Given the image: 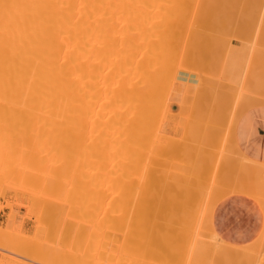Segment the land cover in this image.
Listing matches in <instances>:
<instances>
[{"label": "bare ground", "instance_id": "obj_1", "mask_svg": "<svg viewBox=\"0 0 264 264\" xmlns=\"http://www.w3.org/2000/svg\"><path fill=\"white\" fill-rule=\"evenodd\" d=\"M189 1L190 2L191 1L196 2V0H0V154H3L2 155L3 157L2 156L0 157V163H1V158H3L2 162H4V160H6L4 158V156L7 154H11V155L13 154L14 155V156H12L13 158L10 157L12 160L13 159L16 160L18 158L17 156H19V155L25 156V154H26L25 158H29V156L33 157V158L30 157V160H28V161L30 163L32 162V164H35V165L31 164L32 166H35V167H29V168H32V169L33 168L34 169L40 168L39 172L41 173L42 167H38V168H36V167H37V165L39 166V164H41V166H42L43 163L40 162L39 164H37L35 162V161H37L36 154L37 155L38 154L39 155L40 154H44V155L47 154L46 156H44V155L43 156L49 157L50 161H54L55 159H58L59 161L55 160L54 163L52 162L51 165L49 164L50 166L47 169H45L46 168L44 166L45 163L43 164V167H45V168H42V173L43 172L45 173L44 178H42L43 177L42 175L44 173L39 175V173H36V172H34L36 174H33V173L30 174V178L31 177L32 178L31 179L29 178L30 180L33 179V182L40 181V183H42L41 178H42V180L44 179L43 181H45L47 184V186H45V187H47V188H45V190H48L47 193L50 194V197H53L52 194H56L55 192H57V194H59V193L61 194V192H63L62 191L63 188L66 189L64 187L65 182L63 181L62 178H65V176H69L72 174L69 171L70 166H71V169H74V168H72L73 162L71 164V162L69 163L68 161H66V158L70 157L69 156L70 154H73V155L74 154H94V155H91L93 157L91 159H93V160H95V158L98 157L97 154H99L98 161L95 160V161H97V163L92 160V164L94 166L93 170L95 168L94 171H96V173H94V174H96V175L93 174V178L90 177L92 179V182H94V180H95L94 178L97 177L96 181L94 182L96 184L94 186V188H96V190L94 189L95 193L92 191L93 192L92 194L94 195L93 200H92L93 202L91 205L92 210L89 209L92 211L91 213L89 212L91 214V217H90L91 223L88 222V223H90L89 225H91L90 226L91 229H90V227L88 228L89 225L87 226V228L89 229L88 231L84 229L85 227H83L84 231H87L88 234L90 231L89 238L87 240L86 239L85 240L87 242L89 240V243H91V244L88 243L89 244V246H88L89 251H91L89 249V247L92 245L91 246L92 251H91V255H90L91 257L89 256V259H87L88 261H84L85 259H83V261H82L81 260L82 258L81 259L79 258L80 261L79 260L76 261L77 258L73 259L72 257L70 258V255L68 256V254L70 253V251L68 249H70L69 246L71 245V244L70 245H68V244L70 243V241H72V240L74 241V238L76 236L73 237V235L71 233L72 232L71 230H73L71 228H73V227H71L70 225H71L73 220H71L70 216L67 215V216H69V219H67V221L68 220L69 221H68V223L66 221V227H68L67 224H70L69 225L70 229L65 228V232H64L62 240H61V242L65 244L66 248L63 250L64 252L61 253L62 256L60 257L61 258V260L59 261L60 264H130V263L138 264L137 260H140L142 262L141 263L139 261L141 264H143V262H145L146 264H148V263L152 264L148 260H152V261L154 260V262H158L156 260H159V262H161V263L164 262L162 260H165L168 264H184V263L187 264V262H188V264H262V263H264V258H262L264 256L261 257V256L257 255V251L259 249V246L260 247L264 246V231L262 232V234L260 236V240H259L260 242L258 243V246H256V247H254V245L253 246L251 245L252 246L251 248H245L243 246H240V247L239 246H233V245H230V244L222 241L221 238H219V236L215 234V231H213L214 230L213 225L211 224L212 221H210L209 223L207 222L210 218L209 217L210 214H208L209 218H208V220H206L207 219L206 218L207 212H204L206 214V215L204 214L205 216L203 214L201 215V213H200V215L203 217V224L204 225L202 224V222L199 226L196 224L195 227L197 228V226H198L199 230L197 228V231H199V232H197L196 234L194 233L193 236L191 235L194 231L196 232V230H195L196 228H195L194 231L191 233V230H193L191 228H194L192 226H194V224L196 223V222L194 223V221H196L198 218V217L197 218L192 217V215L194 216V215L198 214V212L197 213L195 212L196 209L192 210V207L194 208L196 205H198L197 199H200V198H198L199 197V194H198L199 191H201L200 193H203V191H202V189H203L202 185L203 184H201L202 183L201 179H204V178H200V177L201 176L207 177L208 175H209L208 178L210 177V172H207L206 170H205V173L207 172L206 175H204L205 173L202 174L201 171H203L205 168L204 167H203L204 169L201 168V171H200L199 166H201V165L197 166L196 167L197 169L195 168L193 171H191V172H194V171L199 169L198 173L191 174L189 172L190 175L186 174L188 177L187 179L184 178L187 181L186 183L184 182L185 180L183 181V178L177 179V180L175 178L176 182L174 181L175 184H174V186L172 185L175 188H173V189L170 188V190H167V192H166L167 198L164 196L167 200L162 197L163 201H165V202L162 201L161 204L158 202L153 203L151 201L150 202L153 204L144 203L145 201H143V203H141L142 202L141 198H140L141 199V201H140L138 198L135 199L131 196L134 193L137 194L136 189H135L134 193H129V192H132V190H133L132 187L137 184V182L134 183V181H135L134 177L139 175L136 173V171L138 170L137 172L141 173V171L143 170V169L141 170V166L143 164L141 166L140 165L138 166V163H137V161L140 162L138 160L137 156L141 153V149H140L142 146L141 141L144 140V139L141 140L142 138L139 139V137H140L139 136V125H142L141 121L145 117L143 115L142 119H141V114H143L142 113L143 108H145L143 106L145 105L144 104L145 101L147 102L146 99L148 98V97L146 99L144 98V93L147 90L144 89L145 84L142 81L144 79L141 78V74L143 73L142 72L143 71L142 70L143 60H144L143 58H145V56H148V55L150 56L152 52H153L152 54L156 53L155 51L157 50V47L159 45L165 44V42L169 41V39L167 37H169L170 34L172 37V39L170 38L171 44H172V41L174 39V35L177 32L176 29L180 26V23H179V22H181L180 17L182 18V16L180 14L184 13V15L183 14L182 15L185 16V12L188 11V8H189L188 7V4H190ZM230 1L231 0H229V2H228L229 4H226L227 6L230 5V3H231ZM236 1H238V0H236ZM241 1L239 0V4H238V2H236L238 4L237 10H235L236 8L232 9V7H234V6L230 5L231 6L230 9H231V11H233V13H234V10H235V12H238V9L240 10L241 5L244 4V3L240 4ZM254 1H255L254 3H256V1H257V3L260 1L258 4L260 5L259 7L262 9L263 5L261 6V4L263 3V1L262 2H261V0H259V1L254 0ZM221 2H225V1L219 0L217 2V4H215V5L212 4L213 5L212 7L215 8V6H216V8H217V6H218V9H219V7H220L219 5L222 6ZM243 2H244V0H243ZM257 3H256V5H257ZM226 5H224L223 7L225 8ZM239 5H240V7H239ZM214 8H211L212 12H213V10H215ZM243 8H245V5L242 7V9ZM227 9H228V7H227ZM230 9H229V11H230ZM242 9L240 10V12H242ZM220 10H223V8L221 9V7H220ZM192 11H194V10H192ZM204 11H205V9H204ZM243 11H246V10L243 9ZM212 12H211V14H212ZM203 13H202V15H204ZM227 14H230V13L227 12ZM246 14H243L244 17L247 16ZM189 15H191V14H189ZM199 17H197V18H199ZM209 17H210V15H209ZM236 17L238 18V16H236ZM239 17L241 18V15ZM249 17L252 19L248 18V16L246 17L248 27L250 28V26H249L250 23H248V22H250V20H251V22H252L251 26L254 28L253 23L255 22V20L253 18H256V17H254V14H253V16H249ZM215 18L216 17H214L213 19H215ZM218 18H219V16L217 17V19ZM210 19H211V17H210ZM241 19H245V18H241ZM186 20L184 21V23H186ZM205 20H206V18H205ZM252 20H254V21H252ZM209 21L211 22V20H209ZM217 21L219 22V20H217ZM238 21H239V18H238ZM235 22H236V20H235ZM235 22H233V23H235ZM240 22H242V21H240ZM197 23L199 24V22H197ZM205 23H204L205 27L208 28L209 24L207 23L208 24L207 25ZM212 23L214 24L215 22H212ZM188 24H189V22H188ZM188 24H185V25H188ZM213 24L209 25V26H211L212 31H213V28L217 26V25L213 26ZM216 24H217V22H216ZM222 24H225V23L223 22ZM238 24L239 23H237V25ZM244 24H246V20L244 21ZM183 25H181V26H183ZM199 25H202V27H204L203 24H199ZM226 25L229 26V24H227V22H226ZM235 25H236V23H235ZM255 26H256V24H255ZM262 28H263V26H262ZM173 29H174V32L172 31ZM225 29H224V32H225ZM252 29H250V30H252ZM261 30H264V28ZM203 32L201 33L202 35H203ZM209 32H211V31H209ZM240 32H241V30H240ZM263 32L264 31H262V33ZM182 33H180V34L177 33L179 35V38H180V35ZM219 33L222 34L221 30ZM205 34L208 35L207 33H205ZM205 34H204V36H206ZM209 34L211 35L212 33H209ZM225 34H226V32H225ZM216 35L218 36L219 34H216ZM220 36L221 35H219V37ZM249 36L251 37V35H249ZM191 37L193 38V36H191ZM208 38H209V36H208ZM208 38H206V39H208ZM176 39H177V37L175 38V41H176ZM206 39H204V41H205L204 44H206ZM211 39H213V42H214V40H216L214 38H211ZM225 40H220V41L225 42ZM207 42H208V40H207ZM222 42H221V44H222ZM168 43L170 44V41L167 42V45H168ZM177 44H178V42H177ZM193 44H194V42H193ZM208 44H209V42H208ZM218 44L220 45V42H218ZM225 44H226V42H225ZM262 44H263V42H262ZM170 45L168 46V50L172 53V51L176 49L175 48L176 45L172 44V46L174 47V49L171 48L172 51L170 50ZM188 45L189 44H187V46ZM258 45L259 44H257V46ZM164 46H166V45H164ZM225 46H227V44L224 45V47ZM259 46L262 47V45H259ZM178 47H179V45H178ZM254 47H255V45H254ZM158 48H160V47H158ZM164 48L167 49L166 47H164ZM215 48L220 49L221 47L219 46V47H215ZM165 49H163V50L166 53L169 52L168 50L166 51ZM158 50H160V49H158ZM221 51L222 52L220 53V55L222 56L224 50L221 49ZM173 52L174 53H172V54L174 55L176 52L175 51H173ZM205 52H203V53H205ZM209 52H207V54H209ZM157 53H158V51H157ZM171 53H167V55L171 54ZM199 53H202V52L199 51ZM212 53H214V52H212ZM185 54H187V52ZM256 54H258V53H256ZM156 55L154 56V58H156ZM159 55H157V57ZM149 56H148V60H150L153 55H151L150 58H149ZM216 56L217 55L215 52V58H216ZM224 56H225V54H224ZM167 57H166V60H167ZM185 57L187 58L188 56H185ZM208 57H209V55L207 56V58ZM258 57L260 58L259 55H258ZM159 58L156 60H153V61H155V62L157 60L159 61ZM212 58L213 57H211V59ZM161 59H162V57H161ZM197 59L199 60L200 57L197 56ZM217 59H220V58L217 57ZM217 59L215 60V62L212 60L213 61L212 66H215L214 63H216ZM256 59L257 58L255 57V60ZM261 59H262V61L264 60V58H262V57H261ZM198 60H197V63L199 62ZM208 60H210V59H208ZM222 60H224V58ZM257 60H258V63L259 62L262 64L264 63V62L260 61V59H257ZM257 60H256V62H254V60L252 59L253 65H251V67L252 66L256 67L254 65V63L257 64ZM161 61H159V63ZM189 61H190V58H189ZM226 61H225V63H226ZM168 62H170V61H168ZM151 63L152 62H150V64ZM159 63H158V66H159ZM166 63H167V61H166ZM170 63H172V62H170ZM175 63H177V62H175ZM188 63H191V61ZM220 63H217V64L220 65ZM161 64L163 66V63H161ZM193 64H194V62H193ZM207 65H208V63H207ZM258 65H260V64H257V66ZM162 66H159V67H162ZM171 67L172 66H170V68ZM174 67H175V65H174ZM201 67H204V66L201 65ZM103 68H105L107 71H105V69L103 70ZM150 68H151V65H150ZM192 68H195V67H192ZM205 68L207 70L209 69L208 67H204V69ZM215 68L217 69V67H215ZM215 68L213 69L214 71H215ZM163 69H165V68H163ZM206 69H205V71H206ZM259 69L263 70L264 68L262 69V67H260ZM157 70H158V68H157ZM201 70H203V69H201ZM148 71H150V70H148ZM218 71L219 70H216V72H218ZM151 72L152 71H150V73L148 72L149 76H146L147 74L145 73V77H150ZM157 74H158V72H157ZM161 74H162V72H161ZM253 74L250 78L253 77ZM152 75H154V77L156 76L155 74H152ZM162 75H160V76H162ZM163 76H165V75H163ZM203 76H202V78H203ZM255 76H257V75H255ZM260 77H262V76H260ZM163 78L165 79L166 77H163ZM167 78H170V77L167 76ZM247 78H249V77H247ZM152 79L155 80L154 78H152ZM159 79L157 78V81ZM149 80L152 84H156V85H157V83H159V85L161 84V81L155 83L156 82V80H155V81H153L154 82L153 83L151 81V79H149ZM204 80H203V82H205ZM245 80H246V78H245ZM252 80L253 79H251V81ZM163 81H166V80H163ZM167 81H169V79ZM146 82H148V79ZM216 82H218V81H216ZM216 82H214V83L216 84ZM221 82L222 81H220L219 87L221 86ZM252 82H251V84H252ZM163 83H165V82H163ZM249 83H248V85H249ZM142 84H144V85H142ZM201 84H203V83H201ZM164 85H162V86L164 87ZM207 85H205V86H207ZM211 85H213V84H211ZM254 85H255V83H254ZM254 85H253V87H254ZM229 86H231V85L229 84ZM229 86L227 85V86H225V88L226 87L228 88ZM244 86H246V85L244 84ZM219 87H216V88L218 89ZM249 87L251 89L253 88L251 86H249ZM256 87L259 88V86H256ZM210 88H212V86H210ZM192 89H193V87H192ZM229 89H231V88H229ZM251 89H249V90H251ZM253 89H252V91H254ZM156 90L153 89V93H155ZM201 90H203V89H201ZM210 90L212 91L213 89H210ZM214 90H216V89H214ZM224 90L228 91V89H224ZM206 91H204V92H206ZM218 91L219 92H217V90H216V92L218 93L217 94L218 99L217 100L215 99V101L213 100L214 102H216V101L224 102L225 100L228 99V98L224 97L227 93H225L224 96H220L222 94V90H218ZM149 92H151V91L148 90V93ZM212 92L214 94H216L215 91H212ZM207 93H209V91ZM213 93L211 94V96L214 99ZM150 95H151V93H150ZM203 95L205 97L206 94H203ZM227 95H229V94H227ZM233 95L231 94V96H233ZM235 95H234V97H235ZM219 96H220V98L224 97L223 99H225V100L223 101L222 98L220 100ZM236 96L238 97V95H236ZM190 97L191 96H189L188 99ZM209 97H210V94H209ZM209 97H208V99H209ZM201 98H203V96ZM205 98H207V97H205ZM243 98L244 97H242V99ZM188 99L186 97L187 102H189ZM151 100H152V98H151ZM186 100L184 98L183 103H187ZM228 100L226 102H228ZM239 100L241 101V99H239ZM158 101H159V99H158ZM194 101H195V98H194ZM201 101H202V99H201ZM204 101H205V99H204ZM250 101H251V99L249 98V102ZM261 101H258V102L261 103ZM214 102H212V104ZM226 102L222 103V105L224 104V107H222V105L221 106L219 105V106L221 108H224V110L226 109V111H227V106H225V105L226 104L228 105V103H226ZM239 102H237V103L239 104ZM244 102H245V100H244ZM147 103H149V101ZM217 103H219V102H217ZM255 103H256V99L254 100L253 104H255ZM201 104L203 105V103H201ZM230 104H231V101H230ZM204 105H205V103H204ZM215 105L216 104H214V106ZM234 105H236V104H234ZM247 105H249L248 102H247ZM250 105H252V104H250ZM157 106H158V103H157ZM159 106H161V105H159ZM194 106H196V104ZM216 106H218V105H216ZM146 107L149 108L148 106H146ZM185 107H187V105ZM245 107L246 106L244 105L242 107V109ZM249 107H252V106H249ZM166 108H167V106H166ZM201 108H203V107H201ZM239 108H241V107H239ZM152 109L153 108H151V110ZM103 110H105L104 116H103ZM149 110L150 109H148V111ZM151 110H150V112H151ZM188 110H189V108H188ZM198 110H200V109H198ZM152 112H153V110H152ZM168 112H170V110ZM240 112H243V111L240 110ZM146 113H149V112L146 111ZM150 114L151 113H149V115ZM217 114H218V112H217ZM208 115H210V114H208ZM150 116H152V115H150ZM205 116H207V115H205ZM222 116H224V113ZM147 117H146V119H147ZM152 118H153V116H152ZM160 118H161V115H160ZM213 118H214V116H213ZM227 119H228V117H227ZM147 120H146V122H147ZM148 121L150 122L151 120H148ZM207 121H208V119H207ZM155 122L157 124L158 121L155 119ZM151 123H153V122H150V124ZM205 124H207V123H205ZM154 126H156V125H154ZM154 126L153 127L149 126L148 128H151V130H153L152 128H155ZM226 126H227V123H226ZM211 127H213V126H211ZM211 127L208 126V128H211ZM208 128H207V130H208ZM224 128H222V129H224ZM199 129H200V127H199ZM211 130H213V129H211ZM231 130H232V128H231ZM147 131H150V130L148 129ZM197 131L199 132L198 129H197ZM232 131H230V132H232ZM215 132H216V130H215ZM212 133L208 132V134H212ZM149 134H152V132ZM24 135H25V137L27 136L26 139H24L25 138ZM162 135H164V134H162ZM158 136H160V134ZM164 136H166V135H164ZM203 136H204V138L206 137L204 135V132H203ZM219 136H222V134L221 135L219 134ZM229 136H230V134H229ZM21 138H23L24 140L22 139L23 141L20 144L17 143L18 139L21 141ZM213 138H215V137H213ZM26 140H27V144L25 142V145H26L25 146L23 142ZM224 140H225V138H224ZM155 141H153V142H155ZM22 143H23V146L26 147V150L25 149L23 150ZM196 143H197V141H196ZM202 143H205V139H204V142H202ZM145 144H148V143H145ZM175 144L176 143H173L174 146H175ZM210 144L212 145V143H210ZM17 145L18 146L21 145V148H18ZM170 145H172V144L170 143ZM199 145L205 146L204 144H201V142ZM159 148H158V150H159ZM174 148H176V147H174ZM215 148H218V147H215ZM225 148H226V146H225ZM143 149L146 151V149L144 147H143ZM200 149H201V147H200ZM149 150H150V148H149ZM202 150H200V151H202ZM207 150H204V151L207 152ZM216 150H219V149H216ZM150 151H149V153H150ZM204 151L202 152L203 154H202L201 158L198 155L194 156V157L197 156L198 160L200 162H202L203 160H204V162L205 161L207 162L212 157V156L209 157V154H210L209 152H208L209 153L208 155L207 154L205 155ZM222 151H223V149H222ZM142 152H144V151L142 150ZM165 152L167 153V151H165ZM195 153H196V150L194 151V154ZM17 154H19V155H17ZM15 155L17 158H15ZM174 155H176L175 151H174ZM203 155L207 156L208 158L205 157V159H203V157H204ZM213 155H214V153H213ZM94 156H96V157H94ZM165 157H166V155H165ZM197 157L195 159H197ZM236 158H238V157H236ZM236 158H234V159H236ZM9 159L7 158L6 164L9 161L11 164L12 160H9ZM188 159H190V158H188ZM200 159H202V161ZM229 159H230V161L234 160V159H232V157H229ZM15 160H14V162H15ZM135 160H137V161H135ZM228 160H227V162H228ZM238 160H240V159H238ZM22 161H25V160H22ZM28 161H26V162H28ZM155 161L158 162L157 159ZM235 161L236 160H234L232 162L235 163ZM246 161L247 160L244 158V160L241 159V162L236 161V162H238L236 164L240 165V163L242 164V162L247 163ZM26 162H25V165H28V164H26ZM162 162H164V161H162ZM204 162H202V163H204ZM152 163H153V161H152ZM172 163H173V161H172ZM187 163H190V161ZM19 164L20 165L22 164L24 167L23 162H19ZM139 164H141V163H139ZM193 164H191V165H193ZM229 164H231V163H228V165ZM253 164L257 165V163L256 164L253 163ZM12 165H16V164H12ZM12 165H11V167H12ZM96 165H98V170L96 169ZM180 165H181V163H180ZM243 165L244 164H242V166H240L241 167L240 169H245V168H242ZM247 165H250V164L247 163ZM28 166H30V165H28ZM250 166H252V165H250ZM257 166L259 167V164ZM8 167H10V165ZM178 167H177V169H178ZM230 167H228V168L230 169ZM245 167L247 168L246 171L240 170L239 173L241 174L244 172H246V173L248 172L247 173L248 176H252V175L253 176H252V178L251 177L248 178V176L245 175L246 174L245 173V174H243V176H245L247 178V179H245V177H243L241 174V178H240L241 180L239 179V181L241 183L238 184V182H237V184L239 185V189H240V187H242L240 191L244 192V190H246V187H247V191H249L250 189H251L250 190L251 192H255L256 190L261 191L262 194H260V192L254 193V194L256 196H258V194H259V197H256V199L260 200V202H263L261 200V199L264 200V193H263L264 192L263 191L264 186L261 188V185H264L263 175L261 174L262 169H260V168L258 169V167H255L256 168V170H255V168H253L254 166H252L251 168L254 169V170L251 169L252 173H254L253 171H256V172L251 175V172L247 171L248 169L250 170V167L249 168H248V166H245ZM10 168H9V170H10ZM12 168H14V166ZM19 169H21V168H19ZM19 169H18V171H20ZM229 169L227 171L231 172V169L230 170ZM12 170L10 172L14 171V170L13 171ZM139 170H140V172H139ZM237 170L239 171V168ZM34 171H36V170H34ZM94 171H92V172H94ZM215 171H216V169H215ZM241 171H244V172H241ZM21 172H18V174H20ZM66 172L70 173V174L67 175ZM199 172L201 173V175L199 174ZM212 172H214L213 168H212ZM249 172H250V175H249ZM263 172H264V168H263ZM153 173H151V174H153ZM217 173H220V175L222 174L221 170H218ZM239 173H238V175H239ZM13 174H15V173L13 172ZM75 174H76V172H75ZM163 174H165V173H163ZM9 175H11V174H9ZM156 175L159 176V174H157L155 172V174L151 176L150 180H154L156 178ZM161 175H162V173H161ZM173 175H175V174H173ZM2 176H1V178H3V179L0 178V180L4 181L6 178L4 179L5 176L4 177H2ZM11 176H13V175H11ZM21 176L23 177V174ZM91 176H92V174H91ZM175 176H177V174ZM191 176H193V178H191ZM143 177H140V178L142 179ZM149 177H150V175H149ZM233 177H235V176H233ZM238 177H240V176H238ZM217 178H219V177H217ZM225 178H226V176H225ZM243 178L245 180H243ZM250 178H251V180L249 181ZM254 178H255V181H254ZM15 179H17L16 182H18V180H20L17 178V176L15 177ZM36 179H38V180H36ZM66 179H68V178H66ZM72 179H73V177H72ZM146 179L147 178H145V180ZM172 179H173V177H172ZM222 179H221V181L223 182L224 179L223 180ZM69 180L71 181V179H69ZM150 180L149 181L147 180V181L150 183ZM211 180H213V179H211ZM246 180L248 181V183L246 182L248 184V186H247V184L246 185L244 184L245 182L243 183V181H246ZM87 181H89V179ZM217 181H220V180H217ZM252 181H253V183H252ZM141 182H143V181H141ZM141 182L139 183V181H138L140 186H139V184H137L135 186V187L139 186V188H138L139 191L142 187L141 185H143V183H145V182H143L141 184ZM151 182H153V181H151ZM254 182H255V184H254ZM24 183L25 182H23V184ZM90 183L91 182H89V184ZM133 183H134V185H133ZM169 183L171 184V182H169ZM203 183H205V182L203 181ZM207 183L208 182H206V184ZM251 183H252V186L249 185ZM259 183L261 184L260 186H259ZM91 184L94 185L93 183H91ZM242 184L245 185L246 187L245 186L243 187ZM147 185H149V184H147ZM253 185H255L257 187L259 186V187L255 189V187H253ZM26 186H28V185H26ZM143 187L145 189V186H143ZM166 187L168 188L171 186L168 185ZM227 187H229V186H227ZM92 188H93V186H92ZM157 188H159V187H157ZM29 189H31V188H29ZM236 189H237V187L234 189H231V190L232 191L235 190L236 192H238L239 190H236ZM252 189H254V191ZM40 190H41V188H40ZM143 190H142V193L140 192V194H142V195H144ZM214 190L216 191V189H214ZM27 191H29V190H27ZM41 191L43 193V190H41ZM218 191H217V193H218ZM235 191L233 193H236ZM208 192H209V188H208ZM210 192H212V191H210ZM215 193L213 196H209V199L207 198L208 201L205 200V198H204V201H206V202H203V203H205V204H203V203L200 204L202 211H204L205 205H207L206 207L209 208L210 205H211L210 207H212L217 203L218 198L216 199ZM246 193H248V192H246ZM41 194H39V195H41ZM140 194L138 197H140V196L142 197V195H140ZM164 194H165V191H164ZM249 194L251 195V193H249ZM218 195H219V193H218ZM66 196H67V194H66ZM55 197L57 198L59 196L57 195ZM64 197H65V195H64ZM76 197H77V195H76ZM76 197H74V198L76 199ZM157 197H159V196H157ZM67 198H68V200H70L69 197H67ZM78 198H79V196H78ZM61 199H62V197L60 198V200ZM77 200H80V199H77ZM200 200H202V199H200ZM147 201H148V199H147ZM167 202L169 203V206L171 207V209H170L171 211L169 210V208L167 206ZM59 204H61V203H59ZM51 205H53L52 200H51ZM61 205H63V202ZM68 205H67V207H68ZM200 205H199V207H200ZM148 206H153L154 210H157V211H159L161 208H163L162 206L167 207L168 208L167 210H169V211H167V213L172 212L171 214H173V216L170 215V213H168L170 215V216H168V214L166 213V210L164 211V213L161 210L160 212H162L163 215H165V213H166V217L168 216L169 218L167 217V219L165 220V218H166L165 217V218H163L164 220H160L158 218L162 217L163 215L159 214L161 216H159L158 218L152 217V218H149L147 220L144 218V208L145 207L147 208ZM57 207H59V206H57ZM62 208H63V206H62ZM65 208H66V206H65ZM45 209H47V208H45ZM45 209H44V211H45ZM63 210H65V209L63 208ZM151 211L152 210H150V212ZM157 211H156V216L158 213ZM211 211H210V213H211ZM185 213H186V215H188V217L186 215H183ZM62 215H64V214H62ZM180 215H182L183 217ZM184 216H186L187 218L186 217L184 218ZM193 218H194V220H193ZM200 219H201V217H200ZM200 219L197 221L200 222ZM12 221H13V219L11 218L9 220V224H8L9 227L11 226ZM70 221H71V223H69ZM206 223H208V224H206ZM74 229L75 230L80 229V231L82 230L81 228H78V227H76V228L74 227ZM68 230H70V232ZM188 230H190V232ZM0 231L2 233V234L0 233L1 235H3V233L5 234V232L6 233L8 232L5 229L2 230V228H0ZM187 232L190 234H188ZM207 232H208V234H211V235H208ZM181 233L183 236L179 235ZM56 234H58V231ZM81 234H82V232H81ZM201 234H203V235H201ZM79 235H80V233H79ZM200 235H201L202 239H204V237H202V236L208 235L205 237H208V239L211 240V242H208L209 240L205 241L207 238H205V240H202L200 238ZM210 236H212V237H210ZM77 237H78V235H77ZM79 238L80 237H78V239ZM78 239H76L75 242ZM182 239H183V241H181ZM184 240L187 241V244H185ZM2 244H10V243L8 242L7 239L2 238V236H1L0 245H2ZM67 247H69V248H67ZM133 253L135 254V256H137V258L140 255L139 257H141L142 259H140V258L137 259V258L131 256ZM88 254H90V253H88ZM186 254H188V255H186ZM262 255H264V254H262ZM148 256H150L151 259H149L150 257H148ZM44 257H45V254H43L42 252L36 251V253L33 254V258L38 259V260L46 259ZM145 257H147L146 258L147 261H145L146 259L144 260ZM201 257L206 258V262L200 263L198 261V259ZM129 258L133 259L132 261H134V262L129 263V260H130ZM134 258L136 259L137 263L135 262ZM71 259H73L75 261H73Z\"/></svg>", "mask_w": 264, "mask_h": 264}, {"label": "rangeland", "instance_id": "obj_2", "mask_svg": "<svg viewBox=\"0 0 264 264\" xmlns=\"http://www.w3.org/2000/svg\"><path fill=\"white\" fill-rule=\"evenodd\" d=\"M200 1V2H199ZM216 1V2H215ZM219 1V0H218ZM217 0H196V2L194 1V2H190V4H188V11H186L185 12V16H183L184 15V13H181L180 15L182 16V18L180 17V21L181 22H179L180 23V26L176 29L177 30V32L175 33V35H174V39H173V41H172V44H175L174 46H175V50H173V51H175L176 53L173 55L172 53H174L173 51H172V49H174V47L172 46V44H171V39H172V37H171V34L169 35V37H167L168 39H169V41H170V44L168 43V45H167V42H169V41H167V42H165V44H162V45H159L158 47H160V48H158L157 47V50L155 51L156 53H154V54H152L151 53V55H153L152 56V58L150 59V60H148V56H145V58H143L144 60H143V68H142V74H141V78H143L144 80H142L143 82H144V84H142V85H144V89L145 90H147V91H145V93H144V98L146 99L147 97V102L149 101V103H147L146 101H145V105L143 106V107H145V108H143V115L145 116L144 117V119H143V128L144 129H142L141 128V125H139V139H141V140H143V141H141V143H142V146L146 149V151L143 149V147L142 148H140L141 150H143L144 152H143V154H139L138 156H137V158H138V160L140 161V162H138L137 160H135V161H137V163H138V166L140 165H142L141 166V173H138L137 171H136V173L137 174H139L138 176H135L134 178H135V181H134V183H136L137 182V184H139L141 181H143V182H145V183H143V182H141V184L143 183V185H141L142 187H141V189H140V191H139V186H140V184H139V186L138 187H135L136 185H134V183H133V190H132V192H129V193H134L135 192V189H136V193L137 194H133V195H131L133 198H138L139 200H143V201H145L144 203H146V201H147V199H148V201H147V203H151V202H158V203H162V201H163V198H165L166 197V192H167V190H170V188L171 189H173V188H175V187H173L174 186V184H175V178H176V180L177 179H182L183 178V181L185 180L184 178H188L187 177V175L186 174H188V175H190V173L191 174H194V173H198V170H196V171H194V172H191V171H193L197 166H199V165H201V166H199L200 167V171H201V168H203L204 170V172L203 171H201L202 172V174L203 173H205V170L207 171V172H210V177L208 178V176L205 178L204 176H199L200 178H204V179H201L202 180V183L201 184H203L202 185V191H203V193H200L201 191H199V197L198 198H200V199H202V200H200V199H197V204L198 205H196L194 208L192 207V210H195V212L197 213L198 212V214L197 215H192V217H198L197 218V220H199L200 219V217H201V219H200V222L199 221H194V226H192V227H194V228H191V229H193V230H191V233L194 231V229L196 228L195 226H196V224L199 226L200 224H201V222H202V224H203V217L201 216L202 214L204 215L205 213L204 212H207V215H206V220H208V218H209V220L207 221L208 223L211 221L210 219L211 218H214L215 219V217H216V213H217V211H218V209H219V206L222 204L221 203V201L220 202H218L219 204H218V206L217 207H215V205L214 206H212V207H210L209 206V208L208 207H206L207 205H205V207H204V211H202V208H201V205L200 204H202L203 202H206V201H204V198H205V200H207L208 201V199H209V196H213L214 195V193L216 192L214 189H216V190H220L221 188H223V187H227V186H229V185H232V184H234L233 183V178H232V180L230 179L231 178V176H227L226 178H225V176H222V174L224 175V173H223V171H221V175H220V173H217L218 172V170H222L223 169V167H222V162L226 159L225 157H227V158H229V157H232V159H234V158H236V157H238V158H236V159H243L244 160V156L242 155V154H240L241 152H240V150H239V148H238V144H236L235 142H233V141H231L230 139H229V137H228V132H229V129L231 128L230 126H232V124H233V122H231L230 123V128H228V131H227V135L225 136V140H223L222 142H220V143H217V144H210V143H202L203 141L202 140H198L197 141V143H196V141L195 142H190V143H188V142H186V135H184L182 138L181 137H175V138H172V137H170L169 135H167L166 133H165V129H166V124L169 122V119H170V112H168L169 111V109L168 108H170L171 109V107H172V105L174 104V103H176L177 101V98H179L180 96H185V100H186V97H187V99H188V97L189 96H191L189 99H190V101H194V98H196L198 95H202V93H203V90H201L202 88H204L203 86H205V85H207L208 83L210 84H208L207 85V87H209L210 88V86H212V88H210V89H213L212 91H215L216 92V90H217V92H219L218 90H222V94L220 95V96H224V94L225 93H227V94H229V95H225L224 97H226V98H228L227 100L228 101H231V103L234 105V104H236V105H234V108L235 107H237V106H239L241 103H244V100L246 101V100H249V98L251 99V100H255L256 99V103H258V104H260V105H264V63L262 64V63H258V60L257 59H260V61H262V59H261V57L262 58H264V32L262 33V31H264V30H261V29H263L264 28V0H261V2L263 1V3L261 4V6L263 5V7H262V9L259 7L260 5L257 3V1H256V3H257V5H256V3H254L255 1L254 0H244V2H243V0L240 2V4H243V5H241V7H240V5H239V7H240V10L242 9V7L245 5V8H243L244 10H246V11H243V9H242V12H240V10L238 9V12H235V10H237V6H238V4H239V0L238 1H236V0H231L230 2V5L231 6H234V7H232V9H235L234 10V13H233V11H231V6L230 5H226V4H229L228 2H229V0H223V1H225V2H221V4H222V6L221 5H219L220 7H221V9L223 8V10H220V7H219V9H218V6H217V8H216V6H215V8L214 7H212L213 5H215V4H217V2H218ZM221 1V0H220ZM235 1V2H234ZM234 2V3H233ZM236 2H238V4L236 3ZM236 3V4H235ZM192 4V5H191ZM195 4V5H194ZM213 4V5H212ZM226 5L225 6V8L223 7L224 5ZM230 6V7H229ZM192 7V8H191ZM227 7H228V9H227ZM238 7V8H239ZM211 8H214L215 10H213V12H212V9ZM204 9H205V11H204ZM211 11H210V10ZM229 9H230V11H229ZM192 10H194V11H192ZM196 10V11H195ZM207 10V11H206ZM223 11V12H222ZM204 14V15H202V13ZM208 14H207V13ZM211 12H212V14L214 15H212L211 14ZM216 12V13H215ZM227 12L228 13H230V14H227ZM210 13V14H209ZM247 13V14H246ZM183 14V15H182ZM189 14H191V15H189ZM207 14V15H206ZM216 14V15H215ZM243 14H246L247 16H248V18H250L249 16H253V14H254V17H256V18H253L254 20H255V22L253 23L254 24V28L251 26L252 25V22H251V20H250V22H248V23H250V28L248 27V24H247V19H246V17L247 16H245L244 17V15ZM251 14V15H250ZM189 17H188V16ZM202 15V16H201ZM209 15H210V17H211V19H210V17H209ZM234 15V16H233ZM241 15V18H245V19H241L239 16ZM256 15V16H255ZM200 16V17H199ZM219 16V18L217 19V17ZM223 16V17H222ZM226 16V17H225ZM236 16H238V18H239V21H238V18L236 17ZM186 17V18H185ZM188 17V18H187ZM197 17H199V18H197ZM202 17V18H201ZM204 17V18H203ZM214 17H216L215 19H213ZM236 17V18H235ZM205 18H206V20H205ZM226 18V19H225ZM260 20H259V19ZM187 19V20H186ZM204 19V20H203ZM211 20V22L209 21V20ZM236 20V22H235V20ZM250 19H252V18H250ZM186 20V23H184V21ZM198 20V21H197ZM200 20V21H199ZM217 20H219V22L217 21ZM225 20V21H224ZM228 20V21H227ZM246 20V24H244V21ZM254 20H252V21H254ZM199 22V24H203L204 25V23L205 24H209V25H212L213 23L212 22H215L214 24H213V26L214 25H217L216 27H214L213 28V31H212V29H211V26H209L208 24V28H206L205 27V25H204V27H202V25H199L197 22ZM209 21V22H208ZM230 21V22H229ZM240 21H242V22H240ZM260 21V22H259ZM188 22H189V24H188ZM193 22V23H192ZM216 22H217V24H216ZM225 23V24H222V23ZM226 22H227V24H229V26H227L226 25ZM233 22H235L236 23V25H235V23H233ZM221 23V24H220ZM237 23H239L238 25H237ZM184 24V25H183ZM185 24H188V25H185ZM234 24V25H233ZM255 24H256V26H255ZM181 25H183V26H181ZM196 25V26H195ZM225 25V26H224ZM247 25V26H246ZM185 26V27H184ZM201 26V27H200ZM262 26H263V28H262ZM181 27V28H180ZM227 27V28H226ZM244 27V28H243ZM253 29H252V28ZM256 27V28H255ZM184 28V29H183ZM197 28V29H196ZM205 30H204V29ZM226 28V29H225ZM229 28V29H228ZM200 29V30H199ZM202 29V30H201ZM209 29V30H208ZM224 29H225V32H226V34H225V32H224ZM247 29V30H246ZM250 29H252V30H250ZM259 29V30H258ZM215 30V31H214ZM220 30H221V33L222 34H220L219 32H220ZM229 30V31H228ZM239 30V31H238ZM240 30H241V32H240ZM247 32H246V31ZM173 32H174V29L172 30ZM171 31V32H172ZM203 32V35L201 34L202 32ZM209 31H211V32H209ZM244 31V32H243ZM183 32V33H182ZM212 33L211 35L209 34V33ZM214 32V33H213ZM180 34V33H182L181 35H180V38H179V35L178 34ZM205 33H207L208 35H206ZM230 35H229V34ZM253 33V34H252ZM173 34V33H172ZM192 34V35H191ZM197 34V35H196ZM204 34L206 35V36H204ZM216 34H219V35H221L220 37H219V35L217 36ZM196 35V36H195ZM249 35H251V37L249 36ZM191 36H193V38L191 37ZM204 36V37H203ZM208 36H209V38H208ZM220 39V40H225V42H226V44H227V46H225L224 47V45H226L225 44V42L223 41H220L217 37ZM177 37V39H176V41H175V38ZM224 37V38H223ZM244 37V38H243ZM246 37V38H245ZM171 38V39H170ZM190 38V39H189ZM206 38H208V39H206ZM211 38H214V39H216V40H214V42H213V39H211ZM222 38V39H221ZM250 38V39H249ZM255 38V39H254ZM181 39V40H180ZM186 39V40H185ZM189 39V40H188ZM203 39V40H202ZM204 39H206V44H204ZM167 40V39H166ZM178 40V41H177ZM184 40V41H183ZM207 40H208V42H209V44H208V42H207ZM210 40V41H209ZM229 40V41H228ZM188 41V42H187ZM216 41V42H215ZM177 42H178V44H177ZM193 42H194V44H193ZM218 42H220V45L218 44ZM221 42H222V44H221ZM262 42H263V44H262ZM259 44V45H262V47L261 46H257V44ZM187 44H189L188 46H187ZM204 44V45H203ZM215 44V45H214ZM255 45V47H254V45ZM164 45H166V46H164ZM170 45V50L172 51V53L168 50V46ZM178 45H179V47H178ZM207 45V46H206ZM209 45V46H208ZM222 45V46H221ZM166 47L167 49H165L164 47ZM221 47L220 49L219 48H215V47ZM253 46V47H252ZM203 49H202V48ZM207 47V48H206ZM224 47V48H223ZM228 47V48H227ZM172 48V49H171ZM178 48V49H177ZM210 48V49H209ZM213 48V49H212ZM158 49H160V50H158ZM163 49H165L166 51L168 50L169 52H167V53H171V54H168L167 55V53L163 50ZM200 49V50H199ZM217 49V50H216ZM221 49L222 50H224V52H223V54H222V56L220 55V53L222 52L221 51ZM227 49V50H226ZM256 49V50H255ZM187 50V51H186ZM202 50V51H201ZM214 50V51H213ZM219 50V51H218ZM157 51H158V53H157ZM197 51V52H196ZM199 51L200 52H202V53H199ZM206 51V52H205ZM210 51V52H209ZM252 51V52H251ZM187 52V54H185ZM203 52H205V53H203ZM207 52H209V54H207ZM212 52H214V53H212ZM215 52H216V58H215ZM218 52V53H217ZM258 53V54H256V53ZM193 53V54H192ZM198 53V54H197ZM211 53V54H210ZM159 55L158 57H157V55ZM196 54V55H195ZM207 54V55H206ZM224 54H225V56H224ZM150 55V56H151ZM156 55V58H154V56ZM165 57H164V56ZM209 55V57L207 58V56ZM212 55V56H211ZM257 58L256 60H257V64H260V65H258L257 66V64H255L254 63V65L256 66V67H251V65H253V61H252V59L254 60V62H256V60H255V57ZM258 55L260 56V58L258 57ZM150 56H149V58H150ZM162 57V59H161V57ZM169 58H168V57ZM185 56H188L187 58L185 57ZM192 56V57H191ZM197 56L198 57H200V59L198 60L197 59ZM221 56V57H220ZM160 57V58H159ZM166 57H167V60H166ZM211 57H213L212 59H211ZM217 57H219L220 59H217ZM159 58V61H161L160 63H159V61L157 60L156 62L155 61H153V60H156V59H158ZM171 58V59H170ZM189 58H190V61H191V63L193 64V62H194V64L192 65L191 63H188V62H190L189 61ZM193 58V59H192ZM202 58V59H201ZM207 58V59H206ZM224 58V60H222ZM161 59V60H160ZM170 59V60H169ZM192 59V60H191ZM207 61H206V60ZM208 59H210V60H208ZM217 59V61H216V63H214V65L215 66H212L213 64H212V62L214 61L215 62V60ZM164 60V61H163ZM167 61V63H166V61ZM197 60L199 61L198 63H197ZM202 60V61H201ZM213 60V61H212ZM227 60V61H226ZM168 61H170V62H172V63H170V62H168ZM184 61V62H183ZM187 61V62H186ZM225 61H226V63H225ZM150 62H152L151 64H150ZM155 62V63H154ZM175 62H177V63H175ZM221 62V63H220ZM262 62H264V60L262 61ZM158 63H159V66H162V64L161 63H163V66L162 67H159L158 66ZM166 63V64H165ZM174 63V64H173ZM201 63V64H200ZM207 63H208V65H207ZM217 63H220V65L219 64H217ZM156 64V65H155ZM169 64V65H168ZM171 64V65H170ZM173 64V65H172ZM200 64V65H199ZM217 64V65H216ZM150 65H151V68H150ZM168 65V66H167ZM174 65H175V67H174ZM177 65V66H176ZM192 65V66H191ZM201 65L202 66H204V67H208L209 69L207 70L206 68V71H205V69H204V67H201ZM210 65V66H209ZM236 65V66H235ZM156 66V67H155ZM170 66H172L171 68H170ZM200 68H199V67ZM192 67H195V68H192ZM215 67H217V69L215 68ZM260 67H262V69L263 70H261V69H259ZM157 68H158V70H157ZM162 68V69H161ZM163 68H165V69H163ZM215 68V71L213 70ZM256 68V69H255ZM105 68H103V70H104ZM167 69V70H166ZM180 69V70H179ZM201 69H203V70H201ZM246 69V70H245ZM147 70V71H146ZM148 70H150V71H152L151 72V75H150V77H145V73L147 74L146 76H149V73H150V71H148ZM156 70V71H155ZM216 70H219L218 72H216ZM105 71H107L106 69H105ZM104 71V72H105ZM145 71V72H144ZM167 71V72H166ZM201 71V72H200ZM209 71V72H208ZM149 72V73H148ZM156 72V73H155ZM157 72H158V74H157ZM161 72H162V74L163 75H165V76H163L162 74H161ZM170 72V73H169ZM222 72V73H221ZM261 72V73H260ZM160 73V74H159ZM177 73V74H176ZM212 73V74H211ZM229 73V74H228ZM245 73V74H244ZM250 73V74H249ZM254 73V74H253ZM259 73V74H258ZM152 74H155L156 76L154 77V75H152ZM167 74V75H166ZM252 74H253V77L252 78H250L251 76H252ZM160 75H162V76H160ZM204 75V76H203ZM250 75V76H249ZM255 75H257V76H255ZM158 76V77H157ZM167 76L168 77H170V78H167ZM202 76H203V78L205 79H203L202 78ZM226 76V77H225ZM241 76V77H240ZM260 76H262V77H260ZM163 77H166L165 79L163 78ZM247 77H249V78H247ZM146 78V79H145ZM152 78H154L155 80H156V82L155 83H157V82H159V81H161V84L163 83V82H165V83H163L162 85H164V87L161 85H159V83H157V85L156 84H152L151 82H150V80L149 79H151V81L153 82V81H155V80H153ZM157 78L159 79L158 81H157ZM173 78V79H172ZM245 78H246V80H245ZM261 78V79H260ZM147 79H148V82H146L147 81ZM169 79V81H167ZM215 81H214V80ZM251 79H253L252 81H251ZM163 80H166V81H163ZM203 80L205 81V82H203ZM163 81V82H162ZM196 82V84H194L193 82ZM208 81V82H207ZM212 81V82H211ZM216 81H218V82H216ZM220 81H222L221 82V86L219 87V85H220ZM255 81V82H254ZM142 82V83H143ZM168 84H167V83ZM214 82H216V84L214 83ZM250 82V83H249ZM251 82H252V84H251ZM154 83V82H153ZM201 83H203V84H201ZM207 83V84H206ZM248 83H249V85H248ZM254 83H255V85H254ZM152 84V85H151ZM172 84V85H171ZM211 84H213V85H211ZM229 84L231 85V86H229ZM244 84L246 85V86H244ZM185 85V86H184ZM193 85V86H192ZM195 85V86H194ZM217 85V86H216ZM229 86L228 88L226 87L225 88V86ZM253 85H254V87H253ZM146 86V87H145ZM150 86V87H149ZM199 86V87H198ZM219 87L218 89L216 88V87ZM249 86H251V87H253L252 89L254 90V91H252V89L249 87ZM256 86H259V88L258 87H256ZM188 87V88H187ZM192 87H193V89H192ZM215 87V88H214ZM223 87V88H222ZM237 87V88H236ZM149 88V89H148ZM229 88H231V89H229ZM235 88V89H234ZM240 88V89H239ZM244 88V89H243ZM153 89H157L156 90V92L155 93H153ZM192 89V90H191ZM214 89H216V90H214ZM224 89H228V91L227 90H224ZM234 89V90H233ZM249 89H251V90H249ZM259 89V90H258ZM148 90L149 91H151V92H149L148 93ZM190 90V91H189ZM224 90V91H223ZM257 92H256V91ZM159 91V92H158ZM201 91H202V93H201ZM226 91V92H225ZM242 91V92H241ZM252 91V92H251ZM260 93H259V92ZM147 92V93H146ZM158 92V93H157ZM216 92V94H214V96L216 95L217 96V93ZM221 92V91H220ZM230 92V93H229ZM236 92V93H235ZM244 92V93H243ZM150 93H151V95H150ZM166 93V94H165ZM191 93V94H190ZM200 93V94H199ZM238 93V94H237ZM243 93V94H242ZM160 94V95H159ZM231 94L233 95H238V97L235 95V97H234V95L233 96H231ZM262 94V95H261ZM153 95V96H152ZM189 95V96H188ZM240 95V96H239ZM242 95V96H241ZM248 95V96H247ZM150 96V97H149ZM155 96V97H154ZM167 96V97H166ZM215 96V97H216ZM220 96H219V98H220ZM256 96V97H255ZM162 97V98H161ZM166 99H164V98ZM223 97V98H224ZM231 97V98H230ZM242 97H244L243 99H242ZM248 97V98H247ZM252 97V98H251ZM254 97V98H253ZM151 98H152V100H151ZM217 99H218V96L216 97ZM222 98V97H221ZM221 98H220V100H221ZM222 98V100L224 101L225 99H223ZM144 99V100H145ZM158 99H159V101H158ZM188 99V100H189ZM239 99H241V101L239 100ZM263 99V100H262ZM151 100V101H150ZM158 102H157V101ZM164 100V101H163ZM227 100H225V101H227ZM236 100V101H235ZM243 100V101H242ZM262 100V101H261ZM163 101V102H162ZM187 101V100H186ZM240 101V102H239ZM258 101H261V103H259ZM151 102V103H150ZM158 103V106H157V103ZM171 102V103H170ZM237 102H239V104L237 103ZM153 103V104H152ZM162 103V104H161ZM169 104V105H168ZM159 105H161V106H159ZM146 106H148L149 108H147ZM151 106V107H150ZM166 106H167V108H166ZM151 108H153L152 110H153V112H152V110H151ZM162 108V109H161ZM146 109V110H145ZM148 109H150L151 110V112H150V110L148 111ZM146 111L147 112H149V113H151L150 115H152L153 116V118H152V116H150L149 115V113H146ZM107 112V111H106ZM161 112V113H160ZM145 113V114H144ZM157 113V114H156ZM104 114H105V110H103V116H104ZM147 114V115H146ZM150 117H149V116ZM160 115H161V118H160ZM169 115V116H168ZM106 116V115H105ZM148 116V117H147ZM156 116V117H155ZM146 117H147V119L148 120H151L150 122H153V123H151L150 124V122L146 119ZM151 118V119H150ZM158 118V119H157ZM155 119L158 121L157 122V124H156V122H155ZM145 120V121H144ZM146 120H147V122H146ZM154 120V121H153ZM155 122V123H154ZM161 124V125H160ZM151 126V127H153L154 125H156V126H154L155 128H152L153 130H151V128H148L149 126ZM158 126V127H157ZM160 126V127H159ZM146 128V129H145ZM150 130V131H147V130ZM148 132V133H147ZM152 132V134H149V133H151ZM154 133V134H153ZM160 134V136H158ZM162 134H164V135H166V136H164V135H162ZM164 136V137H163ZM24 137H25V135H24ZM27 137V136H26ZM26 137L24 138V139H26ZM167 137V138H166ZM156 138V139H155ZM23 138H21V141L18 139V141H17V143H21L23 140H22ZM171 139V140H170ZM156 140V141H155ZM170 140V141H169ZM148 141V142H147ZM153 141H155V142H153ZM231 141V142H230ZM25 142H26V144H27V140L26 141H24L23 143H24V145H25ZM177 143V142H182L183 144H180L181 145V147L180 146H178V144H175V146H176V148L175 149H171V147L170 146H172L173 144L172 143ZM200 142H201V144H204L205 146H201V145H199L200 144ZM228 144H227V143ZM233 142V143H232ZM23 143H22V147H23V150L25 149L26 150V145L25 146H23ZM145 143H148V144H145ZM151 143V144H150ZM158 143V144H157ZM170 143L172 144V145H170ZM230 143V144H229ZM150 144V145H149ZM154 144V145H153ZM232 144V145H231ZM145 145V146H144ZM169 145V146H168ZM216 145V146H215ZM18 146V145H17ZM153 146V147H152ZM161 148H159V147ZM189 146V147H188ZM218 147V148H215V147ZM225 146H226V148H225ZM147 147V148H146ZM179 147V148H178ZM184 149H183V148ZM200 147H201V149H200ZM229 147V148H228ZM18 148H21V145H19L18 146ZM149 148H150V150H149ZM158 148H159V150H158ZM232 148V149H231ZM164 149V150H163ZM190 149V150H189ZM198 149V150H197ZM203 149V150H202ZM208 149V150H207ZM216 149H219V150H216ZM222 149H223V151H222ZM226 149V150H225ZM150 151V153H149V151ZM161 150V151H160ZM171 150V151H170ZM189 150V151H188ZM193 150V151H192ZM196 150V153L194 154V151ZM200 150H202V151H200ZM204 150H207V152L206 151H204ZM212 150H214L215 152H216V155L214 154V156H216V158H217V160H216V163H215V165H210V166H204L199 160H198V157H197V159H195L196 157H194L195 155H198L200 158H201V156H202V152L204 151L205 153V155L207 154H209L210 153V151H212ZM148 151V152H147ZM165 151H167V153L165 152ZM174 151H175V154L176 155H174ZM160 152V153H159ZM165 152V153H164ZM209 152V153H208ZM232 152V153H231ZM234 152V153H233ZM152 153V154H151ZM164 153V154H163ZM151 154V155H150ZM233 154V155H232ZM241 156H240V155ZM3 154H0V157L2 156ZM5 155V154H4ZM17 155H19V154H17ZM31 155V154H30ZM44 154H36V159H37V161H35L37 164H39L40 162L41 163H45V167H43V164H42V166H41V164H39V166L37 165V167L36 168H38V167H42V168H45V169H47L50 165H51V163L53 162L54 163V161L55 160H57V161H59L58 159H55L54 161H50L49 160V157H44V156H46L47 154H45L44 156H43ZM91 155H94V154H70L69 156L70 157H67L66 158V161H68L69 163L71 162V164H72V162H73V164H72V168H74V169H71V166L69 167V171H70V173H72L71 175H69V176H65V178H62L63 179V181L65 182V188L67 189H64L63 188V192H61V194L59 193V194H57V192H55L56 194H52V196L53 197H50V194H48L47 192H48V190H45V188H47V187H45V186H47V184H46V182L45 181H43L42 180V178H44V175H45V173L43 174L42 173V168H41V173L39 172V169H32V168H29V167H35V166H32V165H35V164H32V162L30 163L28 160H30V157L31 156H29V158H25L26 157V154H25V156L24 155H19V156H17L16 157V155H15V158H17L16 160L15 159H11L10 157H12V156H14L13 154L11 155V154H7V155H5L4 156V158L6 159V160H4V162H2V160H3V158H1V163H0V178H1V176L2 177H4V179L6 180H4V181H2V180H0V228H2V230L3 229H5V230H7L8 232L6 233L5 232V234L3 233V235H1L2 233H1V231H0V238H1V236H2V238H4V239H7L8 240V242L10 243V244H2V245H0L1 247H0V264H60L59 263V261L61 260V256H62V252H64L63 250L66 248V246H65V244L64 243H62L61 242V240H62V237H63V234H64V232H65V228H68V229H70L69 227L71 226V227H73V228H71V229H73V230H71L72 232V235H73V237H75L74 238V241L72 240V241H70V243L68 244V245H70L69 247H70V249H68L69 251H70V253L68 254V256L70 255V258L72 257L73 259H76V261H80V259L83 261V259H85L84 261H88L87 259H89V256L91 255V251H92V248H91V246L89 247V249L91 250V251H89L88 250V246H89V244H91V243H89V240H88V242L86 241L88 238H89V235H90V231H89V234L87 233V231L89 230L88 228L91 226V225H89L90 223H91V210H92V208H91V205H92V200H93V197H94V195L92 194L93 192L95 193V191H94V189L96 190V188H94V186L96 185L94 182L96 181V179H97V177L96 178H94L93 180H94V182H92V179L91 178H93V174L94 173H96V171H94L95 170V168H94V170H93V164H92V160L93 159H91V158H93ZM131 155V154H130ZM165 155H166V157H165ZM187 155V156H186ZM97 156L99 157V154H97ZM136 156V155H135ZM147 156V157H146ZM153 156V157H152ZM158 156V157H157ZM204 156V155H203ZM225 156V157H224ZM3 157V156H2ZM84 157V158H83ZM89 157V158H88ZM94 157H96V156H94ZM98 157H96L95 158V160H97L98 161ZM194 159H193V158ZM205 157L206 158H208L207 156H204L203 157V159H205ZM209 157H210V155H209ZM223 157V158H222ZM243 157V158H242ZM7 158L9 159V160H12L11 161V164H10V161L6 164V161H7ZM13 158V157H12ZM25 158V159H24ZM31 158H33V157H31ZM40 158V159H39ZM48 158V159H47ZM162 158V159H161ZM188 158H190V159H188ZM74 159V160H73ZM158 160V162H156L155 160ZM14 160H15V162H14ZM21 160V161H20ZM22 160H25V161H22ZM35 160V159H34ZM42 160V161H41ZM70 160V161H69ZM81 162H80V161ZM95 160H93V161H95ZM178 160V161H177ZM186 160V161H185ZM198 160V161H197ZM201 161H202V159H200ZM207 160V159H206ZM220 160V161H219ZM235 160V159H234ZM26 161H28V162H26ZM32 161V160H31ZM56 161V162H57ZM85 161V162H84ZM97 161H95L96 163H97ZM148 161V162H147ZM152 161H153V163H152ZM162 161H164V162H162ZM170 161V162H169ZM172 161H173V163H172ZM190 161V163H187V162H189ZM209 162H211V161H213V160H208ZM19 162H23L24 163V167H23V165L21 164H19ZM25 162H26V164H28V165H30V166H28V165H25ZM77 162V163H76ZM84 162V163H83ZM176 162V163H175ZM200 162V163H199ZM202 162H204V160L202 161ZM5 163V164H4ZM79 163V164H78ZM81 163V164H80ZM95 163V164H96ZM139 163H141V164H139ZM180 163H181V165H180ZM195 165H194V164ZM250 165H252V166H254L253 168H255V167H258L257 165H254V164H252V163H250V162H248ZM12 164H16V165H12ZM32 164V165H31ZM48 166H47V165ZM50 164V165H49ZM58 164V163H57ZM84 164V165H83ZM87 166H86V165ZM156 164V165H155ZM167 166H165V165ZM191 164H193V165H191ZM242 164H244L243 165V167L242 168H245V169H240L241 167L240 166H242ZM242 164H240L239 165V171L236 169L235 171H236V173L234 174V176L236 177V178H238V179H240L241 178V174H242V176H243V174H245L246 172H244V171H241V172H244V173H239L240 172V170H245L246 171V167L245 166H248V168L250 167V170L248 169L247 171H250L251 172V175L252 174H254L256 171H253L254 173H252V171H251V169H253V168H251L252 166H250V165H247V163H245V162H242ZM258 164H259V167H258V169L260 168V169H262V172H261V174L264 176V172H263V168H264V161L263 162H258ZM10 165V167H11V165H12V167L14 166V168H10V167H8ZM170 165V166H169ZM179 167H178V166ZM263 165V166H262ZM83 166V167H82ZM137 166V167H138ZM186 166V167H185ZM177 167H178V169H177ZM9 168H10V170H9ZM19 168H21V169H19L20 171H18V169ZM25 168V169H24ZM91 168V169H90ZM176 168V169H175ZM180 168V169H179ZM207 168V169H206ZM210 168V169H209ZM212 168H213V171L215 172H212ZM6 169V170H5ZM14 171H13V170ZM30 169V170H29ZM44 169V170H45ZM80 169V170H79ZM96 169L98 170V165H96ZM132 169V168H131ZM138 169V168H137ZM140 169V168H139ZM197 169V168H196ZM209 169V170H208ZM215 169H216V171H215ZM13 171L15 174H13V172H10V171ZM17 170V171H16ZM25 170V171H24ZM34 170H36V171H34ZM73 170V171H72ZM89 170V171H88ZM94 171V172H92V171ZM166 170V171H165ZM181 170V171H180ZM254 170V169H253ZM255 170H256V168H255ZM7 171V172H6ZM22 171V172H21ZM29 171V172H28ZM85 171V172H84ZM145 171V172H144ZM171 171V172H170ZM184 171V172H183ZM238 171V172H237ZM18 172H21L20 174H18ZM26 172V173H25ZM34 172H36V173H39V175L40 174H43L41 177V181H42V183H40V181H38V182H33V179L32 180H30L31 178H30V174H36V173H34ZM46 172V171H45ZM75 172H76V174H75ZM139 172H140V170H139ZM154 172V173H153ZM155 172L157 173V174H159V176L158 175H156V178L154 179V180H150V178H151V176L152 175H154L155 174ZM168 172V173H167ZM190 172V173H189ZM206 172V173H207ZM250 172H249V175H250ZM6 175H5V174ZM67 173V172H66ZM70 173H67V175L68 174H70ZM151 173H153V174H151ZM161 173H162V175H161ZM163 173H165V174H163ZM167 173V174H166ZM183 173V174H182ZM185 173V174H184ZM206 173L204 174V175H206ZM238 173H239V175H238ZM248 173V172H247ZM247 173L245 174V175H247ZM8 174V175H7ZM9 174H11V175H13V176H11V175H9ZM23 174V177L21 176ZM28 174V175H27ZM75 174V175H74ZM91 174H92V176H91ZM146 174V175H145ZM173 174H177V176H175V175H173ZM199 174L201 175V173L199 172ZM38 175V174H37ZM66 175V174H65ZM94 175H96V174H94ZM136 175V174H135ZM141 175V176H140ZM148 175V176H147ZM149 175H150V177H149ZM17 176V178L18 179H20V180H18V182H16V180L17 179H15V177ZM26 176V177H25ZM71 176V177H70ZM144 176V177H143ZM168 176V177H167ZM170 176V177H169ZM173 177V179H172V177ZM216 176V177H215ZM238 176H240V177H238ZM248 176V175H247ZM253 176V175H252ZM252 176H248V178L249 177H251L252 178ZM38 177V176H37ZM72 177H73V179H72ZM76 177V178H75ZM79 177V178H78ZM91 177V178H90ZM140 177H143L142 179L140 178ZM213 177V178H212ZM217 177H221L220 179L219 178H217ZM243 177H245V176H243ZM255 177V176H254ZM8 178V179H7ZM30 178V179H29ZM36 178V177H35ZM66 178H68V179H66ZM145 178H147L146 180H145ZM167 178V179H166ZM191 178H193V176H191ZM209 180H208V179ZM213 179V180H211V179ZM224 179V181L222 182L221 181V179ZM251 178L249 179V181L251 180ZM256 178V177H255ZM255 178H254V181H255ZM1 179H3V178H1ZM10 179V180H9ZM15 179V180H14ZM40 179V178H39ZM69 179H71V181L69 180ZM89 179V181H87ZM91 179V180H90ZM140 179V180H139ZM216 179V180H215ZM222 179V180H223ZM245 179H247L246 177H245ZM244 178H243V180H245ZM9 182H8V181ZM24 180V181H23ZM36 180H38V179H36ZM73 180V181H72ZM87 182H86V181ZM145 180V181H144ZM150 180V183L148 182V181ZM156 180V181H155ZM167 180V181H166ZM173 180V181H172ZM208 180V181H207ZM217 180H220V181H217ZM241 180V179H240ZM2 181V182H1ZM11 181V182H10ZM25 182L24 184H23V182ZM138 181H139V183H138ZM151 181H153V182H151ZM161 181V182H160ZM171 182V184L169 183V182ZM175 181V182H174ZM203 181L205 182V183H203ZM6 182V183H5ZM20 182V183H19ZM63 182V183H64ZM89 182H91V183H93L94 185H92L91 183L89 184ZM158 182V183H157ZM185 183L187 182L186 180L184 181ZM193 182V181H192ZM201 182V181H200ZM206 182H208L207 184H206ZM212 182V183H211ZM215 182V183H214ZM226 182V183H225ZM245 182V183H244ZM248 183V181L246 180V181H243V183L246 185L247 183ZM13 185H12V184ZM22 183V184H21ZM160 183V184H159ZM223 183V184H222ZM250 183V182H249ZM252 183H253V181H252ZM252 183L251 184H249L250 186H252ZM36 184V185H35ZM42 184V185H41ZM74 184V185H73ZM146 184V185H145ZM147 184H149V185H147ZM254 184H255V182H254ZM258 184V183H257ZM256 184V185H257ZM26 185H28V186H26ZM63 185V184H62ZM165 185V186H164ZM171 186V187H166V186ZM173 185V186H172ZM193 185V184H192ZM224 185V186H223ZM243 185V184H242ZM245 185H243V187L245 186ZM261 184L259 183V186H260ZM67 186V187H66ZM69 186V187H68ZM92 186H93V188H92ZM143 186H145V189H144V187ZM247 186H248V184H247ZM258 186V187H259ZM264 185H261V188L263 187ZM37 187V188H36ZM71 187V188H70ZM91 187V188H90ZM152 187V188H151ZM157 187H159V188H157ZM162 187V188H161ZM164 187V188H163ZM246 187V186H245ZM253 187H255V189L256 188H258L257 186H255V185H253ZM29 188H31V189H29ZM34 188V189H33ZM40 188H41V190H43V193H42V191L40 190ZM62 188V187H61ZM157 188V189H156ZM205 188V189H204ZM208 188H209V192H208ZM250 188V187H249ZM248 188V189H249ZM36 189V190H35ZM144 189V190H143ZM164 189V190H163ZM166 189V190H165ZM27 190H29V191H27ZM45 190V191H44ZM130 190V191H131ZM142 190H143V194L144 195H142V194H140V192L142 193ZM215 192H214V191ZM251 190V189H250ZM247 191V187H246V190H244V192H242V194H246V195H250L249 193H251V195L252 196H250V197H252L251 199L250 198H248V197H242V200L244 201V205H240V206H238V209H240V210H242V208H244V207H241V206H245L246 208H245V212L246 213H248V214H250L251 215V217H254V219H255V224H254V226H253V228H252V230H251V232H250V236L248 237V238H244V239H242L243 241H245V240H252L251 238H253V236H255V235H257L258 234V232H259V227H260V229H261V223H262V220H263V224H264V200L263 199H261L263 202H261V204H258V201H256V197H259V194H258V196H256L254 193H258V192H260V194H262V192L261 191H255V192H251V191ZM253 191H254V189H252ZM37 191V192H36ZM40 191V192H39ZM67 191V192H66ZM93 191V192H92ZM139 191V192H138ZM148 191V192H147ZM164 191H165V194H164ZM210 191H212V192H210ZM264 191V190H263ZM66 192V193H65ZM72 192V193H71ZM157 192V193H156ZM160 192V193H159ZM162 192V193H161ZM246 192H248V193H246ZM42 193V194H41ZM50 193V192H49ZM63 193V194H62ZM65 193V194H64ZM70 195H69V194ZM76 193V194H75ZM264 193V192H263ZM39 194H41V195H39ZM66 194H67V196H66ZM139 194L140 195H142V197L140 196V197H138L139 196ZM216 194V193H215ZM254 194V195H253ZM39 195V196H38ZM59 196V197H55V196ZM64 195H65V197H64ZM76 195H77V197H76ZM49 196V197H48ZM78 196H79V198H78ZM152 196V197H151ZM157 196H159V197H157ZM165 196V197H164ZM255 196V197H254ZM62 197V199L60 200V198ZM67 197H69V199L70 200H68V198ZM71 197V198H70ZM74 197H76V199L74 198ZM131 197V198H132ZM148 197V198H147ZM156 197V198H155ZM163 197V198H162ZM202 197V198H201ZM216 197V196H215ZM55 198V199H54ZM66 198V199H65ZM130 198V199H131ZM141 198V199H140ZM159 198V199H158ZM167 198V197H166ZM165 198V199H166ZM208 198V199H207ZM59 199V200H58ZM65 199V200H64ZM77 199H80V200H77ZM145 199V200H144ZM164 199V200H165ZM43 200V201H42ZM46 200V201H45ZM51 200H52V204L53 205H51ZM167 200V199H166ZM54 201V202H53ZM61 201V202H60ZM67 201V202H66ZM151 201V202H150ZM42 202V203H41ZM44 202V203H43ZM62 202H63V205H61L62 204ZM163 202H165V201H163ZM211 202V201H210ZM59 203H61V204H59ZM69 205H68V204ZM153 203H151V204H153ZM46 204V205H45ZM58 204V205H57ZM66 204V205H65ZM203 204H205V203H203ZM44 205V206H43ZM51 205V206H50ZM59 206V207H57V206ZM67 205H68V207H67ZM199 205H200V207H199ZM62 206H63V208L65 209V210H63V208H62ZM65 206H66V208H65ZM167 206H168V208H169V210L171 209V207L169 206V203L167 202ZM259 206V207H258ZM61 207V208H60ZM151 209H150V208ZM163 208H161L159 211H157V210H154V207L153 206H148L147 208L145 207L144 208V218L145 219H149V218H158L159 216H161V215H163V213H164V211L166 210V213H167V211H169V210H167L168 208L167 207H164V206H162ZM198 207V208H197ZM215 207V208H214ZM45 208H47V209H45ZM153 208V209H152ZM208 208V209H207ZM259 208H260V210H259ZM44 209H45V211H44ZM81 209V210H80ZM89 209H91V210H89ZM147 209V210H146ZM149 209V210H148ZM199 209V210H198ZM207 209V210H206ZM210 209V210H209ZM150 210H152L151 212H150ZM163 211V213L162 212H160V211ZM206 210V211H205ZM212 210V211H211ZM147 211V212H146ZM156 211L158 212L157 213V216H156ZM171 211V210H170ZM210 211H211V213H210ZM48 212V213H47ZM52 212V213H51ZM65 212V213H64ZM68 212V213H67ZM77 212V213H76ZM90 212V213H89ZM160 212V213H159ZM67 213V214H66ZM166 213H165V215H163L162 217H159L158 219H160V220H164L163 218H165L166 217ZM168 213H170V212H168ZM167 213V214H168ZM172 213V212H171ZM170 213V215H172L173 216V214H171ZM195 213V214H196ZM200 213H201V215H200ZM259 213L262 215L261 216V223L259 222V221H257V217H258V215H259ZM62 214H64V215H62ZM151 214V215H150ZM159 214H161V215H159ZM208 214H210L209 215V217H208ZM67 215H69L70 216V219L71 220H73L72 221V223H71V221L69 222V223H71V225L70 224H67V226L68 227H66V221H67V219H69V216H67ZM90 215V216H89ZM169 214H168V216H170ZM183 215H186V213L185 214H183ZM199 215V216H198ZM204 215V216H205ZM167 216V217H168ZM180 216H182V215H180ZM187 217H188V215H186ZM186 216H184V218L186 217ZM63 217V218H62ZM167 217L165 218V220L167 219ZM183 217V216H182ZM181 217V218H182ZM186 217V218H187ZM191 217V218H192ZM259 217H260V215H259ZM13 219V221H12V223H11V226L9 227V220L10 219ZM73 218V219H72ZM169 218V217H168ZM174 218V217H173ZM194 218H193V220H194ZM172 219V218H171ZM175 219V218H174ZM69 221V220H68ZM68 221H67V223H68ZM88 222H90V223H88ZM198 222V223H197ZM206 222V221H205ZM208 223H206V224H208ZM52 225V226H51ZM70 225V226H69ZM83 225V226H82ZM89 225V226H88ZM204 225V224H203ZM87 226H88V228H87ZM198 226H197V228H198ZM74 227L76 228V227H78V228H81L82 230L80 231V229L78 230V229H74ZM83 227H85L84 229L85 230H87V231H84V229H83ZM197 228L195 229L196 230V232L194 231L191 235L193 236L194 235V233L196 234L197 232H199V231H197ZM263 228V230H264V227H262ZM90 229H91V227H90ZM198 230H199V228H198ZM262 230V231H263ZM53 231V232H52ZM57 231H58V234H56L57 233ZM69 232H70V230H68ZM189 232H190V230H188ZM3 232V231H2ZM81 232H82V234H81ZM74 233V234H73ZM79 233H80V235H79ZM87 233V234H86ZM188 233V232H187ZM205 233V232H204ZM86 234V235H85ZM188 234H190V233H188ZM206 234V233H205ZM207 234H208V232H207ZM77 235H78V237H80L79 239H78V237H77ZM84 235V236H83ZM88 235V236H87ZM179 235H181V236H183L182 235V233L181 234H179ZM201 235H203V234H201ZM201 235H200V238H201ZM208 235H211V234H208ZM208 235H205V236H208ZM191 236V237H192ZM205 236H202V237H204V239H202V240H205V238H207L205 241H208L209 239H208V237H205ZM82 237V238H81ZM85 237V238H84ZM210 237H212V236H210ZM76 239H78L76 242H75V240ZM86 239V240H85ZM211 239V238H210ZM260 240V237H258L257 239H254V241H251L250 243H248V244H243V243H239V244H237V246H243V247H245V248H251L253 245H254V247H256V246H258V243L260 242L259 241ZM181 241H183V239L181 240ZM185 241V240H184ZM208 242H211V240H209ZM62 243V244H61ZM89 243V244H88ZM185 244H187V241H185ZM242 244V245H241ZM256 244V245H255ZM252 245V246H251ZM65 246V247H64ZM69 247H67V248H69ZM2 248V249H1ZM263 249V250H262ZM37 252H42L43 254H45V257L44 258H46V259H40V260H38V259H35V258H33V254L34 253H36V251ZM40 250V251H39ZM89 252H88V251ZM33 252V253H32ZM261 254H259V253ZM83 253V254H82ZM88 253H90V254H88ZM64 254V253H63ZM134 254V253H133ZM131 255V256H133V257H135V258H137V256H135V254L134 255ZM262 254H264V246L263 247H260L259 246V249H258V251H257V255L258 256H264V255H262ZM72 255V256H71ZM186 255H188V254H186ZM80 256V257H79ZM84 256V257H83ZM130 256V257H131ZM140 256V255H139ZM138 256V258H140V259H142L141 257H139ZM143 256V255H142ZM147 256V255H146ZM151 256V255H150ZM150 256H148V257H150ZM91 257V256H90ZM132 257V258H133ZM152 257V256H151ZM151 257L149 258V259H151ZM260 257V258H261ZM80 258V259H79ZM134 258V259H135ZM137 258V259H138ZM147 257H145L144 258V260L146 259ZM262 258H264V257H262ZM73 259H71V260H73ZM130 259V258H129ZM133 259H130L129 260V263L130 262H134V261H132ZM161 260V259H160ZM73 261H75V260H73ZM140 260H137V262H138V264L141 262H139ZM145 261H147V259L145 260ZM149 262H151L152 264H168L165 260H162V261H164V262H159V260H156V261H158V262H154V260L152 261V260H148ZM198 261L200 262V263H204V262H206V258H199L198 259ZM135 262H136V259H135ZM136 262V263H137ZM185 262V261H184ZM85 263V262H84ZM142 263V262H141ZM140 263V264H141ZM130 264H132V263H130ZM143 264H146L145 262H143ZM149 264V263H148ZM185 264V263H184ZM187 264H188V262H187ZM262 264H264V263H262Z\"/></svg>", "mask_w": 264, "mask_h": 264}, {"label": "crops", "instance_id": "obj_3", "mask_svg": "<svg viewBox=\"0 0 264 264\" xmlns=\"http://www.w3.org/2000/svg\"><path fill=\"white\" fill-rule=\"evenodd\" d=\"M193 83L196 84L195 81ZM204 87L205 88H202L203 89L202 95L201 96L198 95L195 98V101L188 100L189 102L186 101L187 103H183L185 96H180L179 98H177V100H176L177 102L172 105L171 109L169 108L171 113H170L169 122L166 124L165 133L172 138H175V137H181L182 138L184 135H186V142H188V143L189 142H195L198 140H202L204 142V139H205V143L217 144V143H220L224 140L225 135H227V130L229 128L228 126L233 121L232 126H230L233 131L230 128L229 132H228L229 139L232 140L233 142H235L236 144H238V148L241 152L240 154H242L245 157V159L247 160L246 161L247 163L252 162V164L257 163V165H258V162H263L264 161V105L262 106L258 103L253 104L254 103L253 100L250 101L251 103L249 102V100H246L249 103V105H247V102L245 101L244 103L239 105V107H241V108H239L238 106L234 108V105H232V103L230 104V101H228V102L224 101V102L228 103V105L227 104L225 105V106H227V111H226V109L224 110V108L220 107L222 105V103H224V102H222V101H221L222 103L220 101L214 102L215 99L217 100V98H215V96L213 94V96H214V99H213L211 96V94L213 92L207 86H204ZM204 91H206V92H204ZM208 91H209V93H207ZM203 94H206L205 97H207V98H205ZM209 94H210L211 98L209 97ZM202 96H203V98H201ZM208 97H209V99H208ZM201 99H202V101H201ZM204 99H205V101H204ZM212 102H214V103L212 104ZM217 102H219V103H217ZM201 103H203V105ZM204 103H205V105H204ZM195 104H196V106H194ZM214 104H216L218 106L215 105L216 106L215 107ZM250 104H252V105H250ZM186 105H187V107H185ZM242 105L243 106L245 105L246 107L242 109V107H243ZM249 106H252V107H249ZM201 107H203V108H201ZM222 107H224V104L222 105ZM188 108H189V110H188ZM198 109H200V110H198ZM240 110H242L243 112H240ZM217 112L219 115L217 114ZM142 113H143V111H142ZM223 113H224V116H222ZM208 114H210V115H208ZM205 115H207V116H205ZM142 116H143V114H141V119H142ZM213 116H214V118H213ZM227 117H228V119H227ZM207 119H208V121H207ZM141 122H142L141 128L143 129V119ZM205 123H207L208 125ZM226 123H227V126H226ZM208 126H210V127L213 126V127L208 128ZM199 127H200V129H199ZM207 128L209 131L207 130ZM222 128H224V129H222ZM197 129L199 130V132L197 131ZM211 129H213V130H211ZM215 130L217 133L215 132ZM230 131H232V132H230ZM203 132H204V135L206 136L205 138L203 136ZM208 132L209 133L213 132V133L208 134ZM219 134L220 135L222 134V136H219ZM229 134H230V136H229ZM213 137H215V138H213ZM176 144H178V146L181 147L180 144H183V143L177 142ZM174 147H176V146H174V145L171 146L172 149H175ZM141 148H142V146H141ZM213 153L216 154V152L214 150L210 151L211 155L209 154L210 157L212 156L210 160H213V161H211L210 163H209V161H207V162L205 161L204 163L201 162L204 166L215 165L217 158L213 155ZM141 154H143L142 150H141ZM225 158H226L225 159L226 162L225 161L222 162L223 169L221 170L224 172L225 175L222 174V176H226V177L230 176V175L234 176V174L236 173V171H235L236 168L237 169L239 168V164H236V163H238L239 161L241 162V160L235 159L238 162L235 161V163H234V162H232L234 160L230 161L229 158H227V157H225ZM227 160H228V162H227ZM228 163H231V164L228 165ZM226 167L227 168L230 167L231 172L227 171L229 168L227 169ZM232 177L230 178L231 180H232ZM263 179H264V176H263ZM237 182H238V184L241 183L238 178L233 177V183L234 184L229 185V187L221 188L219 191L216 190V199L218 198V200H217L215 207L218 206V204H219L218 202H220V201L222 204L219 206V209L216 213L215 219L214 218L211 219V221H212L211 224L213 225V229H214L213 231H215V234L218 235L222 241H224L230 245H233V246H237V244H239V243L248 244L251 241H254V239H257L258 237H260L262 232L264 231L262 228V227H264L263 220L261 223V216L262 215L259 213L260 217L258 215L257 221H259L261 223V229H260V227L258 228L259 229L258 234L253 236V238H251L252 240H248V241L242 240V239L248 238L250 236V232H251V230L255 224V219H254V217H251L250 214L245 212V208H246L245 206H241V207H244V208H242V210L238 209V206L244 205V201L242 200V197H248L251 199L252 197H250V196H252V195L242 194V192L240 191L242 187H240V189H239V185L237 184ZM236 187H237L236 190H239L238 192H236L235 190H233V191L231 190V189H234ZM217 191H218L219 195H218ZM234 191L236 193H233ZM256 201H258V204H261L260 200L256 199ZM141 203H143V200ZM259 210H260V208H259Z\"/></svg>", "mask_w": 264, "mask_h": 264}]
</instances>
